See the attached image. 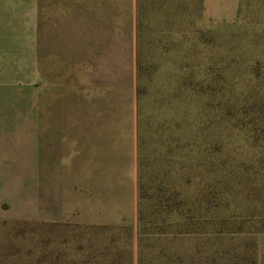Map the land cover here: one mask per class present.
<instances>
[{"label":"rangeland","instance_id":"1","mask_svg":"<svg viewBox=\"0 0 264 264\" xmlns=\"http://www.w3.org/2000/svg\"><path fill=\"white\" fill-rule=\"evenodd\" d=\"M181 4L191 81L136 83L148 171L135 236L50 223L46 155L37 175L20 128L32 86L0 82V264H264V0Z\"/></svg>","mask_w":264,"mask_h":264},{"label":"crops","instance_id":"2","mask_svg":"<svg viewBox=\"0 0 264 264\" xmlns=\"http://www.w3.org/2000/svg\"><path fill=\"white\" fill-rule=\"evenodd\" d=\"M181 3L0 0V82L32 86L20 128L31 131L37 175L46 155L50 223L135 236L148 171L136 83L191 81L197 50H184L193 31Z\"/></svg>","mask_w":264,"mask_h":264}]
</instances>
